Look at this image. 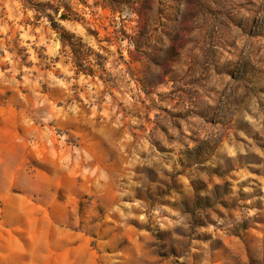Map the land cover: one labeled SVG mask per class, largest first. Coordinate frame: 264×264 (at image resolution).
<instances>
[{
	"label": "rangeland",
	"instance_id": "rangeland-1",
	"mask_svg": "<svg viewBox=\"0 0 264 264\" xmlns=\"http://www.w3.org/2000/svg\"><path fill=\"white\" fill-rule=\"evenodd\" d=\"M0 264H264V0H0Z\"/></svg>",
	"mask_w": 264,
	"mask_h": 264
},
{
	"label": "trees",
	"instance_id": "trees-1",
	"mask_svg": "<svg viewBox=\"0 0 264 264\" xmlns=\"http://www.w3.org/2000/svg\"><path fill=\"white\" fill-rule=\"evenodd\" d=\"M50 8L52 9L55 15H58V19L60 20H76L75 17H72L73 9L70 7V5L62 3L60 5L56 4L55 6ZM62 8L63 10H61ZM46 9L47 8L44 7V5L42 4L36 7L35 11L39 12V14H41L42 16H47L50 19V23L53 29L58 33V38L61 41L62 45L64 47H70L72 50H74V54H76L78 58H81L78 47L82 46V40L80 38L75 37V35L68 32L66 29L60 27L54 16L50 13H46ZM76 45L79 46L76 48Z\"/></svg>",
	"mask_w": 264,
	"mask_h": 264
}]
</instances>
